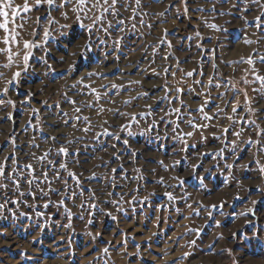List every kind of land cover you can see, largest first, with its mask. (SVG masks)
Segmentation results:
<instances>
[{"label":"rangeland","instance_id":"rangeland-1","mask_svg":"<svg viewBox=\"0 0 264 264\" xmlns=\"http://www.w3.org/2000/svg\"><path fill=\"white\" fill-rule=\"evenodd\" d=\"M172 2L142 0L147 6L134 15L135 0H121L124 7L117 19L125 23L116 24L111 36L103 32L89 36L71 12L65 20L52 10L57 23L50 26L43 19L45 11L31 12L27 23L19 17L13 22L9 15V32L0 29V72L4 73L0 90L18 70L16 65L23 66V40L37 46L31 49L27 71L7 85L3 99L13 104L0 105V162L9 157L6 171L17 168L20 185L17 188L3 181L8 187L0 188V203L5 204L0 210V264H264V203L260 202L264 175L255 163L259 160L264 165V154L244 143L250 137L259 139L256 132L264 130V92H253V88H260L259 82H254L250 66L242 62L254 52L264 55V38L244 43L246 39L257 41L261 35L253 22L262 10L248 0H233L217 3L210 13L212 4L191 0L189 15L173 19L174 7L166 13L167 23L161 24L163 18L156 13ZM175 2L183 13L179 0ZM22 4L23 0H14V6ZM197 7L205 12L192 11ZM37 16L42 19L38 26ZM211 24L219 30L210 28ZM45 27L51 32L47 43L43 40ZM164 28L169 30L172 48L159 43ZM13 29L19 33L20 43L5 45L3 39L5 35L11 39ZM114 39L121 40L119 47L113 46ZM89 43L85 49L83 45ZM9 55L12 66L3 67ZM253 58L260 67L259 56ZM166 68L170 69L167 73ZM190 71L191 77L186 75ZM89 73L95 75L89 77ZM82 77L87 88L76 83ZM210 78L213 85L221 87L209 86ZM113 83L120 87L113 89ZM233 86L240 93L233 100L240 104L238 116L227 103L233 98ZM165 87L171 92L166 93ZM177 88L183 93L178 94ZM244 92L251 107L260 110L257 116L245 110ZM220 94H224L223 99L218 98ZM205 100L209 101L205 111L216 115L211 121L203 120V114L196 111ZM149 106L152 114L141 119L139 113H148ZM76 108L81 111L76 112ZM174 108H182L181 113H175ZM133 115L136 121H130ZM193 119L208 127L190 128L188 121ZM252 120L259 129L250 124ZM172 121L179 124L175 132ZM122 124L130 127L121 132ZM105 128L122 139L103 135ZM225 128L229 133H224ZM189 131L194 135L185 136L187 143H182L178 136ZM234 132H241V136L237 139ZM52 136L57 141L53 142ZM68 140L73 143L67 144ZM60 145L73 155L58 156ZM49 149L54 163H41L32 156L39 157ZM221 150L223 155H216ZM13 158L19 163H13ZM61 161L67 162L80 185L67 171L59 170ZM27 163L34 165V178L23 167ZM226 164H233V168H226ZM194 165L198 166L195 172ZM44 171L48 180L43 178ZM56 171L62 179H56ZM93 173L96 178L89 180ZM161 177L163 182L159 183ZM28 180H33L31 185ZM179 180L185 183L181 186ZM165 191L176 199L169 201ZM221 202L225 204L223 215L211 209ZM66 208L71 212V227H66ZM254 218L257 226H245ZM209 245L220 255H206ZM185 252L190 253L187 258Z\"/></svg>","mask_w":264,"mask_h":264},{"label":"snow or ice","instance_id":"snow-or-ice-1","mask_svg":"<svg viewBox=\"0 0 264 264\" xmlns=\"http://www.w3.org/2000/svg\"><path fill=\"white\" fill-rule=\"evenodd\" d=\"M162 0H149V3H161ZM205 3H209L212 4V8L209 9L208 11L214 12L216 10V5L217 3H221V2H225V3H232L233 0H204ZM249 3L251 4H255L256 6H258L259 9H261L262 11H260L254 18V22H253V26L257 29H261V35L257 37V41H252V40H245L244 43L246 44H252L254 42H258L261 38H264V0H248ZM179 4L180 6L183 7V13L180 12L179 7H177V4L175 2V0H173L172 3H169L162 12H158L156 13V15L158 17H162L163 19H161L160 23L164 24L167 23V18H166V13H168L172 8L176 7L177 11H176V15L173 17V19H177L179 18L180 15H189L190 14V8H191V0H179ZM135 5L136 7L133 8V14H136V10L143 7H146L147 5H143L142 4V0H135ZM46 6V8H45ZM236 5L233 3V7H235ZM124 7L123 4H121V0H23V4L22 5H15L14 6V0H0V18H2L3 22H0V29H3L5 33L9 32V15H11L13 22L16 21V18L19 17L20 20L24 21V23H27V19L26 18H30L28 17V14H30L33 11H45L46 15L43 18L44 20L47 21V24L50 26L52 24L57 23V21L55 20V18L52 16V10H55L57 12L60 13L61 17L65 20L69 19V12L72 13V15L75 18L76 23L79 25V27L85 31L88 32L89 36H91L94 32H103L105 34V36H111L112 35V31L115 27L116 24L119 25H123L125 23V21L123 19H117L120 16V8ZM125 10H127L125 8ZM192 11H198L200 13H204L205 9L203 7H197L196 9H192ZM245 11H249V9H245ZM21 13H23L24 15H21ZM147 13H145L146 15ZM221 15H223V13H221ZM42 22L41 17L37 16L35 23L38 26L40 23ZM107 22V23H105ZM143 21L141 20V23ZM250 22L244 18V24L248 25ZM20 28L24 27V24H20L18 25ZM151 27V26H149ZM210 28L214 29V30H219L217 29V25L215 24H211L209 25ZM121 32H123L125 29L124 28H120L119 29ZM38 33L35 31V29H33V36H36ZM170 33L169 30L167 28H164L162 30V35L160 37H158L159 43L160 44H167L168 48H172V44L170 42V40L168 39ZM195 35L197 37H200V33L196 32ZM253 35H256V33L254 32ZM19 37V33H17L15 31V29L12 30V36L11 39L9 38V36L5 35L4 39H3V43L5 45L9 44L10 42L15 43L17 45H19L20 40L18 39ZM49 38H51V32L49 27H45L43 29V40L45 43H47V41L49 40ZM189 39H191V37H189ZM101 44L105 43L104 40L100 41ZM121 43L120 39H114L113 40V46L114 47H119ZM37 45L35 44L34 41H29V40H23V50H24V54L22 57L23 60V66L21 67V65L17 64V71L14 72L12 74V77L10 80H8L6 82V86L4 89L0 90V105H4V104H13V101L11 100H7L5 101L3 99V96H5L8 92V87L7 85H11L14 82H16L18 80V78L22 75L23 72L27 71L28 68V64H29V59L31 56V49L36 47ZM83 47L85 49H88L90 47V43L89 44H85L83 45ZM197 47H202L201 44H197ZM4 51H9L8 49H4ZM16 55H19V53H16ZM254 56H259V65L260 67H257V61L253 58ZM165 59H168V56L164 57ZM242 62L247 63L250 66V71L254 76V82L258 81L260 88H253V92L254 93H258V92H264V74H261L262 71H264V55H259V53H255L253 55H250L249 57H247L246 59L242 58ZM13 63L12 60V56L9 55L8 56V63L3 65V67H11ZM164 71L167 73L170 71V69L166 68L164 69ZM92 75H95L94 73H89L88 76L91 77ZM173 75H175L173 73ZM187 76L191 77L193 75V73L187 72L186 73ZM4 73L0 72V78H3ZM83 80L84 78L82 77L80 80H78L76 83L77 84H81L83 85V87L87 88L88 85L83 84ZM136 83H139L138 81ZM202 83V82H201ZM244 83L247 84L248 81L244 80ZM209 86L211 87H215V88H220L221 84L217 83L215 85H213L212 83V79H209ZM73 87H75V85H73ZM111 87L113 89H118L120 86H118L117 84L113 83L111 85ZM233 92V98L228 100L227 103L232 105V113L234 114V116H238L239 115V108H240V104L239 101H236V103H233V100L236 99L237 96L240 95L239 92H237L233 86V88L231 89ZM92 91L95 93L96 89H92ZM164 91L166 93H170L171 92V88L165 87ZM178 94H182L183 93V89L182 88H177L175 90ZM146 95V93H142L141 94ZM224 94H220V96L218 97L219 99H223ZM244 97H245V105L246 107V111H248L251 115L253 116H257L259 114L258 109L251 107L250 105V98L247 95V92H244ZM164 98H167V96H165ZM97 99H99V95L97 94ZM175 99V97H174ZM72 103H74V101H72ZM125 104L130 103V101H124ZM182 106H183V101H181ZM209 103L208 100H205L204 105H202L200 108H198L196 111L199 113H202V119L206 120V121H211L213 119L216 118V115H209L206 111H205V105H207ZM217 108H219V105H216ZM149 112L148 113H144L141 112L139 113L140 118H144L145 115H150L151 113V106H149ZM33 113H37L36 109L32 110ZM76 112H80L81 109L76 108L75 109ZM100 111H104L103 108L100 109ZM173 111L177 114L181 113L182 108H174ZM220 111H224V109H220ZM189 115H194V113L189 112ZM121 115H124L121 113ZM10 118V116H9ZM230 120L233 119V117H228ZM85 121H87L89 118L88 117H84L83 118ZM136 116L133 115L132 117H130V121H136ZM241 119H245L244 117H241ZM36 120L37 123H39V116L38 114L36 115ZM183 121V118L181 117V122ZM65 123H67V121H65ZM173 124L176 125V127L173 128V131L175 132L176 129L179 127V124L176 123V121H172ZM105 124H107V121H105ZM251 125H255L257 129H259V125L256 124L255 120L250 121ZM188 126L192 129L195 130H200L202 128H207L208 125L207 124H198L194 119L193 120H189L188 121ZM130 124H122L121 125V132H123L125 129L129 128ZM85 132L88 131L87 128L84 129ZM229 129L225 128L224 129V133L227 134L229 133ZM243 131V129H242ZM128 135H131V132L127 133ZM233 135H235L237 137V139L241 136V132H234L232 133ZM99 135V134H98ZM103 135L106 136H110L113 139L119 141L122 139L121 135L116 134L114 132H109L107 128H105ZM194 135V133L192 131L186 132V133H182L181 135L178 136V139L182 142V143H187V141L184 139L185 136L187 137H192ZM256 136L259 139L253 140L251 137L247 140L244 141L245 144H247L249 147H256L257 151L264 154V130H258L256 132ZM216 139H220V137H215ZM53 142L57 141V137L56 136H52L50 138ZM47 142V141H45ZM124 144L127 145L128 141L125 139ZM73 143V141L68 140L67 144L71 145ZM34 147H39V145H32ZM236 144L235 142H233V147L235 148ZM113 148H115V145L112 146ZM57 155L58 156H63V157H70L71 155H73V153H70L69 148L64 146V145H60L58 147V151H57ZM133 155H135V153H133ZM208 155V154H205ZM216 155L218 156H222L223 155V150H221L220 152H217ZM33 158L38 159L41 163L47 161L49 164L54 163V161H52L50 159L51 157V150L49 149L48 151H45L43 153V155L37 157L35 153L32 154ZM9 160V157L5 156L4 160L2 162H0V188H7L8 184L3 183V181H10L13 185H15L17 188L20 187L19 182H18V178H16V173H17V168H12L11 171H6V165L7 162ZM13 163H19V161L15 160V158H13ZM176 163H179V161H176ZM256 165H257V171L264 175V165L260 164L259 160L255 161ZM226 168L228 169H232L233 168V164H226L225 165ZM23 167L25 169L28 170V176H32L33 178L35 177V168L34 165L32 163H27L24 164ZM196 165L193 166V171L195 172L196 169ZM243 167L247 168L248 165H244ZM59 170H64L68 172V176L71 177L72 180H74L76 182L77 185H80V180L77 178L76 174L72 171L69 170V166L67 164L66 161H61L59 162ZM113 173L116 172V169H112ZM137 172H140V169H136ZM55 177L57 180L62 179V176L60 175L59 171H56L55 173ZM44 180H48V172L44 171L42 173ZM95 173L92 174V176H90L88 179L92 180L95 179ZM142 178V177H141ZM29 183V185L32 184L33 180H28L27 181ZM159 183L163 182V178L161 177L160 181H158ZM225 182H227V180H225ZM180 185L182 186L185 182L183 180H179ZM201 184H203V178H201ZM65 185H67V181H65ZM259 191V189H257ZM22 194V193H21ZM73 195H75V193H73ZM164 195L167 197V199L169 201H174L176 199V197L173 195V193L165 191ZM236 199H239V197L237 196ZM8 201H6L7 203ZM12 203H15L16 201H11ZM61 205L64 204V201L61 200L59 202ZM115 203V201L113 202ZM253 204L256 203L255 200L252 201ZM225 206L224 202H221V204L219 206L213 204L211 205V209H216L217 211H220V214L223 215V207ZM5 207V204L0 203V210H3ZM45 207H47V205H45ZM81 207H84L83 203L81 204ZM92 207H95V205H93ZM191 207V205L189 206ZM201 207L203 208L204 205H201ZM65 211L67 212V218L69 220V224L66 225V227H71V212L66 208ZM249 212L252 211V209L248 210ZM109 215H111V213H108ZM197 215H199V212L196 213ZM21 215H24L23 213H21ZM37 216H40L41 213L37 212L36 213ZM241 215H245V213H241ZM208 216L211 218L212 217V211L208 210ZM115 218V217H113ZM217 225L219 226V221L217 222ZM189 231L191 232H197L198 231L196 229H189ZM190 243L195 244V241H190ZM212 248L213 245H209L208 246V251L205 253L206 255H220L219 253H214L212 252ZM103 252L105 254H107L108 249L104 248ZM229 254L231 255V252L229 250ZM190 255V253L185 252L184 253V257L187 258ZM233 264H237L236 261L233 262Z\"/></svg>","mask_w":264,"mask_h":264},{"label":"crops","instance_id":"crops-1","mask_svg":"<svg viewBox=\"0 0 264 264\" xmlns=\"http://www.w3.org/2000/svg\"><path fill=\"white\" fill-rule=\"evenodd\" d=\"M243 200V199H242ZM244 201V200H243ZM248 201V200H247ZM246 201V202H247ZM260 202H262V203H264V196H262V199L260 200ZM259 202V203H260ZM252 211H253V209H252ZM252 225H254V226H257V222H256V219L254 218L252 221H249L248 223H246L245 224V226H252Z\"/></svg>","mask_w":264,"mask_h":264}]
</instances>
